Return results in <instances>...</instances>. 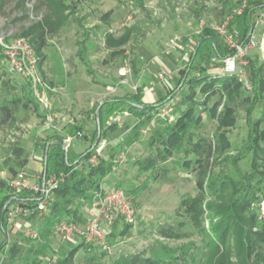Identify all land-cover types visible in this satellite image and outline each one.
Returning <instances> with one entry per match:
<instances>
[{
    "label": "rangeland",
    "instance_id": "1",
    "mask_svg": "<svg viewBox=\"0 0 264 264\" xmlns=\"http://www.w3.org/2000/svg\"><path fill=\"white\" fill-rule=\"evenodd\" d=\"M252 1L64 0L70 10L66 12L69 20L56 34L48 35L45 47L39 51L34 43L35 31L49 13L45 0H0V39L24 36V32L32 29L28 38L43 58V76L59 89L53 94L52 101L59 114L54 124L47 126L28 81L22 75L10 73L0 44V178L6 183L5 187L0 186V207L4 202L9 207L5 213V230L0 223V264H49L80 245L77 264H84L86 255L95 256L101 264H112L120 255L140 250L152 256L179 257L181 264H198L203 252L202 234L180 240L165 239L156 234L160 223L176 220L181 196L196 193L197 174L195 169L183 164L185 149L198 141L213 139L217 133V119L204 112L203 107L213 106L218 97L214 96L204 104L206 93L198 86L192 100L189 80L198 77L203 68L208 73H218L219 68L214 66L218 60L208 59L210 51H207L191 64V54L200 40L197 29L201 23L214 30L217 44L225 48L226 41L217 27L228 21L229 30L239 42L237 23ZM254 22L252 37L257 45L248 56L261 62L264 59V9L255 12ZM129 29L130 37L121 47L108 48V35L119 37ZM176 35L182 37L183 47L167 52L168 41ZM120 68L131 70L125 83L119 76ZM187 69L188 75L184 79ZM161 72L171 73L174 77L169 81H158L157 75ZM242 94L250 99L253 95L252 90L245 88ZM124 96H142V101L147 103L173 96L177 118L192 108L183 146L176 149L168 161L147 172L140 170L135 161L158 151L161 143L154 136L165 130L167 122L155 114L134 138V125L140 117L125 106L105 113L102 130L107 131V138L100 142H104V147L99 158L113 161L115 166L100 180L101 188L126 190L133 206L132 219L118 220L109 229L113 233H108L105 241L87 243L79 237L64 241L55 236L53 226L48 223L49 209L42 216L32 218L23 216L20 210H12L18 205L14 197H20L24 192L12 190L8 181L22 169L32 176L41 174V171L21 167L13 147H23L29 157L35 144L45 146L44 143L60 133L74 136L81 131L83 136L75 137L69 148L70 160L75 161L74 151H84L96 137L98 125L94 111L104 100ZM3 106L11 109L10 118L5 119ZM234 106L235 124L223 129L230 142L225 154L229 158L214 168L213 176L229 175L240 182L251 165V124L260 118L262 108L259 103L250 101ZM114 123L117 129L112 131L108 127ZM86 204L92 202L79 198L73 205V208L80 207L74 221L79 225L85 224L90 216L83 213ZM11 212L14 217L9 221ZM262 213L264 215V201ZM62 220L66 218L62 217ZM29 229L34 232L28 234ZM14 245L20 247V252L12 256Z\"/></svg>",
    "mask_w": 264,
    "mask_h": 264
},
{
    "label": "trees",
    "instance_id": "2",
    "mask_svg": "<svg viewBox=\"0 0 264 264\" xmlns=\"http://www.w3.org/2000/svg\"><path fill=\"white\" fill-rule=\"evenodd\" d=\"M45 3L49 13L35 31L34 43L39 51L45 47L48 35L56 34L69 20L66 12L70 10L64 0H45ZM259 9H264V0L252 1L250 6L241 13L237 23L240 44L251 38L255 28L254 14ZM31 33L32 29H28L24 32V37L28 38ZM130 33L129 29L119 37L108 35L106 39L108 48L121 47L130 37ZM214 33L212 28H204L197 47L191 54V64L193 59L204 56L207 51H210L207 58H216L218 63L214 66L220 69L222 60L233 53L227 47L223 48L217 44ZM247 59L246 68L252 83L251 99L243 97V84L236 75L221 76L219 72L212 74L203 68L198 77L189 80L190 87L193 89L190 93L192 100L196 96L195 89L198 86L206 93L204 104L210 98L218 97L213 106L203 107L204 112L217 119V133L215 138L198 141L185 149L183 164L196 170V193L181 196L176 211V220L160 223L156 234L159 237L173 240L191 238L196 233L202 234L203 252L198 264H264V215L262 213V202L264 201V59L261 62L250 56ZM42 61L43 58L41 64ZM187 72L188 69L184 71V79L187 78ZM172 97H166L153 103L142 101V96L137 98L133 96L114 97L104 100L99 109L100 128L97 121L96 137L85 151L76 155L75 161L70 160L69 149H64L61 135L55 136L53 143L45 144L44 156L47 165L42 175L49 178L66 174L65 180L55 190L56 198L49 205L48 223L50 226H54L56 222L62 220V217L74 222L77 214L80 213V207L73 208L76 200L81 198L92 202L96 192L101 190L100 180L114 169L113 161H106L101 157L98 158L97 163H88L97 145L107 138V131L102 130L105 113L125 106L129 112L140 117L134 125L136 130L134 138H137L142 127L152 120L157 107ZM33 99L35 101V98ZM31 101L33 102L32 99ZM249 101L252 104L259 103L262 108L260 118L252 123L250 128L249 149L252 151L250 169L241 176L240 182L229 175L223 178L214 177V168L229 158L225 154L230 148V142L223 129L235 124L234 104H246ZM26 106L29 105L26 104ZM97 109L94 111L96 120ZM2 110L5 119L12 116V111L8 106H3ZM191 118L192 108H189L178 116L175 122L167 123L165 130L157 132L154 136L161 143L158 151L137 159L135 165L147 172L160 163L168 161L173 152L183 146ZM108 128L115 131L116 123ZM13 153L18 158L21 167L27 166L29 157L23 147L14 146ZM79 165H82L80 169ZM0 186H6L1 178ZM14 199L22 206H35L34 197L26 192ZM5 204V202L2 203L0 207V223L4 230L6 229L5 213L9 208L4 209ZM128 230L129 226L125 231ZM112 233L113 231L109 232L110 235ZM81 247L82 245L71 249L65 257L49 264H77L76 256ZM19 252L18 245L11 248L12 256ZM84 262V264H101L95 256L87 257V255ZM112 264L181 263L179 257L152 256L148 255L145 250H140L122 254Z\"/></svg>",
    "mask_w": 264,
    "mask_h": 264
},
{
    "label": "built area",
    "instance_id": "3",
    "mask_svg": "<svg viewBox=\"0 0 264 264\" xmlns=\"http://www.w3.org/2000/svg\"><path fill=\"white\" fill-rule=\"evenodd\" d=\"M246 1H244V6ZM242 11L240 10L239 13ZM131 19V16H128ZM205 28V24L201 23L197 33L201 34ZM217 31L226 41L228 49L233 51L222 60V65L219 69L221 76H238L243 84V88L252 90L247 65L248 55L257 45L254 37L251 36L249 41L240 44L234 39V33L229 30V22L226 21L217 27ZM4 55L8 61V69L12 74H19L28 81L36 103L43 110L46 125L51 126L57 119L58 112L52 105V96L59 89L47 82L41 70V58L38 55L35 47L30 40L24 36H18L9 40L0 39ZM183 47V39L180 35H176L170 39L167 44V52ZM264 52V43H263ZM264 54V53H263ZM264 58V55H263ZM130 69L120 68L119 76L122 77V82H127V75ZM171 73H158V81H169L173 79ZM112 89V87L110 88ZM175 99L172 97L159 105L155 114L167 123H173L177 120L175 116ZM82 132L77 131L74 136L67 135L63 138L64 149L68 150L75 137H82ZM104 142L97 145L95 152L89 158L88 163H97L101 155ZM82 165H79L80 169ZM66 178V174L60 176H51L46 178L41 174L32 176L26 170L22 169L16 172L8 181V185L16 192H26L35 199V206L28 207L21 204L15 205L12 210H20L21 214L26 217L42 216L48 211L49 205L54 201L55 190ZM14 210V211H15ZM13 211V212H14ZM9 213L8 220L14 217V213ZM17 212V211H15ZM90 216L87 222L79 225L76 222L60 220L53 226L55 236L64 241L73 240L74 237H79L87 243L96 241H105L109 229H111L118 220H131L133 217V206L129 198L128 192L122 188L103 189L96 192L93 197L90 207ZM32 234L31 229L26 231Z\"/></svg>",
    "mask_w": 264,
    "mask_h": 264
},
{
    "label": "crops",
    "instance_id": "4",
    "mask_svg": "<svg viewBox=\"0 0 264 264\" xmlns=\"http://www.w3.org/2000/svg\"><path fill=\"white\" fill-rule=\"evenodd\" d=\"M54 100V96H52V101ZM60 135L64 138V137H66L67 135H69V134H67V133H60ZM47 142H49V143H53L54 142V140L53 139H49V141H47ZM46 142V143H47ZM46 143H44V144H46ZM91 144V143H90ZM71 146H72V143H71ZM71 146H70V149H71ZM90 146V145H89ZM44 148H45V146L43 145H41V143L39 144V145H36L35 144V147L34 148H31V154H30V156H29V162H28V164H27V166H25V168H27L28 170H30V171H34V172H40L41 171V173L43 172V170L45 169V162H46V159H45V156H44ZM88 148V147H87ZM86 148V149H87ZM85 149V150H86ZM84 150V151H85ZM83 152V151H82ZM82 152H77V151H74V154L75 155H78V154H80V153H82ZM89 206V207H88ZM90 206H91V204H86L85 206H83V213H85V215H89V213H90Z\"/></svg>",
    "mask_w": 264,
    "mask_h": 264
},
{
    "label": "water",
    "instance_id": "5",
    "mask_svg": "<svg viewBox=\"0 0 264 264\" xmlns=\"http://www.w3.org/2000/svg\"><path fill=\"white\" fill-rule=\"evenodd\" d=\"M102 104V103H101ZM101 104L99 105V107H98V109H97V111H96V113H97V121H98V125H99V128H100V120H99V109H100V107H101ZM97 141H98V139H97ZM47 165V162H45V166ZM6 207H7V205H5V208L4 209H6Z\"/></svg>",
    "mask_w": 264,
    "mask_h": 264
}]
</instances>
